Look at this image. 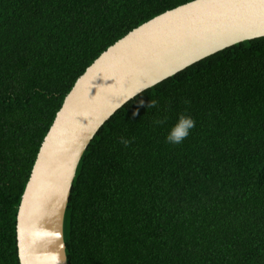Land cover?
Wrapping results in <instances>:
<instances>
[{
    "label": "trees",
    "instance_id": "16d2710c",
    "mask_svg": "<svg viewBox=\"0 0 264 264\" xmlns=\"http://www.w3.org/2000/svg\"><path fill=\"white\" fill-rule=\"evenodd\" d=\"M189 1L0 0V264H19L21 194L75 79L131 29ZM181 115L195 127L173 144ZM62 237L66 264H264V36L115 110L78 160Z\"/></svg>",
    "mask_w": 264,
    "mask_h": 264
},
{
    "label": "water",
    "instance_id": "95a60500",
    "mask_svg": "<svg viewBox=\"0 0 264 264\" xmlns=\"http://www.w3.org/2000/svg\"><path fill=\"white\" fill-rule=\"evenodd\" d=\"M264 36V0H191L109 45L79 75L44 135L16 213L19 264H66L63 214L97 129L141 91L235 43Z\"/></svg>",
    "mask_w": 264,
    "mask_h": 264
},
{
    "label": "clouds",
    "instance_id": "9594fccd",
    "mask_svg": "<svg viewBox=\"0 0 264 264\" xmlns=\"http://www.w3.org/2000/svg\"><path fill=\"white\" fill-rule=\"evenodd\" d=\"M156 101H152L149 106L154 107ZM162 123V121H158ZM195 127V121L191 117L181 115L178 123L173 127L169 133L167 140L173 144H179L184 138L189 135V130Z\"/></svg>",
    "mask_w": 264,
    "mask_h": 264
}]
</instances>
